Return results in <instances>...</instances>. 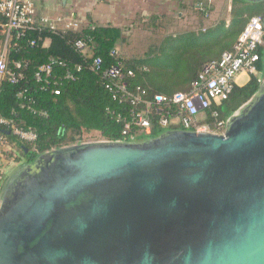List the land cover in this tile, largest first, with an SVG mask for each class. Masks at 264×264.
<instances>
[{
	"label": "water",
	"instance_id": "obj_1",
	"mask_svg": "<svg viewBox=\"0 0 264 264\" xmlns=\"http://www.w3.org/2000/svg\"><path fill=\"white\" fill-rule=\"evenodd\" d=\"M0 264H264V74L223 134L87 141L17 169Z\"/></svg>",
	"mask_w": 264,
	"mask_h": 264
},
{
	"label": "trees",
	"instance_id": "obj_2",
	"mask_svg": "<svg viewBox=\"0 0 264 264\" xmlns=\"http://www.w3.org/2000/svg\"><path fill=\"white\" fill-rule=\"evenodd\" d=\"M203 1L197 0V3ZM255 15L264 17V3L252 4L243 0H233L230 23L223 22L210 30L217 35V39L211 45L204 42L201 47H206V49L199 48L200 50L193 51L190 48L182 54L187 55L188 58L199 57L198 62L196 61L191 68L189 67L190 69H187V80L180 83L182 88L185 89L186 87V91L183 92L190 90L191 83L208 62L220 59L224 52L233 49L247 22ZM39 36L41 37L40 40ZM122 36L123 33L120 28L88 24L83 25L79 31H69L65 35L47 31L40 35L31 32L28 33L27 38L20 40L19 49L13 50L11 53L9 66L13 68V61L20 59L26 60L29 65L24 69L25 77L19 84L8 82L2 84L0 88V116L7 120H13L22 128L34 130L38 134V141L35 147L24 144L13 133L7 134L10 131L0 125V135L6 137L9 145L2 156L5 161L15 160L14 155L21 152L27 163H32L39 155L47 151L82 141L83 133H97L93 136L95 140H123L124 123L119 122L117 116L120 113L125 114V110L130 103H120V101L114 100L112 94L105 88L100 75L85 67L77 75L75 81L63 82L60 88L62 92L58 96L53 95L49 89H39V85H37L34 78L35 72L43 64L49 63L51 59L63 61L71 68L76 64H83L84 59L72 46L73 42L79 39L86 41L90 46L92 53L90 62L101 58L103 68L107 69L117 64L118 61L124 60L120 55L119 60L111 56V52L116 49L117 44L122 40ZM34 39L38 41L37 45H28V40ZM216 45L222 47L219 50L213 49ZM262 54L264 56V50ZM148 61V59L126 61L125 66L133 69L135 73L141 71L143 72L142 75L146 76L147 71L141 69L143 67L148 68ZM259 68L264 72V60H262ZM57 71L63 73L64 69L57 68ZM259 85L258 78L253 77L246 85L236 87L230 98L222 105V107L227 105L229 111L224 114L221 110V119H227L249 101L258 91ZM140 86L147 90V97L150 98L155 94L171 96L177 92H182L179 90L168 91V89H158L151 86L146 87L145 85ZM23 91L27 92L21 97L20 93ZM30 100L34 102L30 103ZM32 110H46L49 117L42 118L38 114H34ZM207 118L210 120V113L207 114ZM161 133L162 131L155 127L151 138L157 137ZM0 176L3 175L0 174ZM1 181L0 193L7 179L1 178Z\"/></svg>",
	"mask_w": 264,
	"mask_h": 264
},
{
	"label": "built area",
	"instance_id": "obj_3",
	"mask_svg": "<svg viewBox=\"0 0 264 264\" xmlns=\"http://www.w3.org/2000/svg\"><path fill=\"white\" fill-rule=\"evenodd\" d=\"M82 24L71 17H43L38 20L36 7L29 0H0V88L4 82L19 84L25 77L24 69L29 63L24 60L13 61L10 68L11 53L19 49L20 40L27 38L28 33L41 34L51 32L65 35L69 31H79ZM41 37L39 36V40ZM37 40H28V45H37ZM47 43V42H46ZM74 50L84 59L83 64H76L72 68L57 59H51L43 64L34 75L39 89H49L53 95L61 94V85L65 81H75L85 67L101 76L105 88L112 94L113 99L120 103L129 102L125 114L117 116L119 122L124 123L119 141H141L149 139L157 127L159 131L181 129L196 132H215L223 134L227 119H221V106L240 87L238 79L241 76L258 78L261 81L264 72L259 65L264 60V17L255 15L249 19L244 30L239 35L233 49L224 52L220 59L208 62L197 78L191 83L187 92H177L173 95L155 94L147 97L148 92L140 85L131 84L136 77L133 69L125 66V61L104 69L101 58H92L89 44L82 40L73 42ZM119 60V52H111ZM57 68L64 69L61 73ZM141 70L147 71L146 67ZM250 81V80H249ZM27 91L20 93V96ZM30 100V103H33ZM25 107V106H23ZM30 109L31 107L28 106ZM33 111V110H32ZM42 118H48L46 110H34ZM210 113V120L207 114ZM0 125L4 126L22 143L35 147L38 134L31 129L18 126L13 120L0 116ZM97 133H83L82 142L92 140ZM91 139V140H90ZM94 139V138H93ZM9 148L5 136L0 135V156ZM36 150V149H35Z\"/></svg>",
	"mask_w": 264,
	"mask_h": 264
},
{
	"label": "rangeland",
	"instance_id": "obj_4",
	"mask_svg": "<svg viewBox=\"0 0 264 264\" xmlns=\"http://www.w3.org/2000/svg\"><path fill=\"white\" fill-rule=\"evenodd\" d=\"M232 2L233 0H204L201 3V11L197 0H185V5H182L180 10L187 9L189 16L196 15L194 24L192 22L190 26L186 27H171V25L179 22L178 17L163 22L154 17L148 21L138 18L134 26L128 29V33L123 34L122 40L116 46L120 57L124 60H149L146 76L142 75L143 72L137 71L136 77L131 80V84L158 89L164 88L168 91H186V87L185 89L182 88L180 83L187 80V69L191 68L199 57L188 58L187 55L182 54L190 48L193 51L199 48L206 49V47H201L204 42L211 45L217 39V35L210 30L223 22L230 23ZM256 12L259 14L258 11ZM164 24L165 26L160 28ZM188 29L193 33L187 34ZM221 47L216 45L213 49L219 50ZM249 80V76H241L238 79V84L244 86ZM220 110L226 114L229 108L224 105ZM93 138L92 140H95ZM13 158L15 160L0 162L1 172H3L2 178L8 180L17 169L27 164V160L21 152H17Z\"/></svg>",
	"mask_w": 264,
	"mask_h": 264
},
{
	"label": "crops",
	"instance_id": "obj_5",
	"mask_svg": "<svg viewBox=\"0 0 264 264\" xmlns=\"http://www.w3.org/2000/svg\"><path fill=\"white\" fill-rule=\"evenodd\" d=\"M35 4L36 16L43 17H71L78 20L82 26L93 24L96 26H113L120 28L123 34L134 26L138 18L145 21L152 17L158 18L160 22L178 17L179 22L171 25L173 28L190 26L196 15H188L187 9H181L185 0H29ZM194 1V0H192ZM199 10H201V3ZM202 11V10H201ZM197 12V11H196ZM198 13V12H197ZM191 20V21H190ZM229 24V23H228ZM161 25L160 28H162ZM193 26V25H192ZM191 26V27H192ZM196 27V26H195ZM197 28V27H196ZM193 33L187 30V34ZM48 43V42H47ZM129 62V60H124ZM131 61V60H130ZM0 162H5L0 156ZM0 165V174L1 172ZM3 175V174H2ZM3 177V176H2ZM0 176V186L1 178ZM1 195V193H0Z\"/></svg>",
	"mask_w": 264,
	"mask_h": 264
}]
</instances>
